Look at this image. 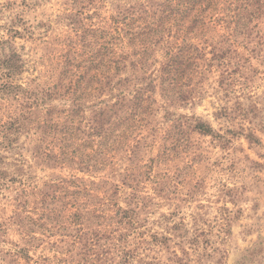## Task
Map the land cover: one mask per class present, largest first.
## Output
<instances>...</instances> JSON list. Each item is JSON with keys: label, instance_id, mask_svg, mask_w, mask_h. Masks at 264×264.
I'll return each mask as SVG.
<instances>
[{"label": "rangeland", "instance_id": "1", "mask_svg": "<svg viewBox=\"0 0 264 264\" xmlns=\"http://www.w3.org/2000/svg\"><path fill=\"white\" fill-rule=\"evenodd\" d=\"M166 1L0 0V264H264V0Z\"/></svg>", "mask_w": 264, "mask_h": 264}, {"label": "trees", "instance_id": "2", "mask_svg": "<svg viewBox=\"0 0 264 264\" xmlns=\"http://www.w3.org/2000/svg\"><path fill=\"white\" fill-rule=\"evenodd\" d=\"M167 4L161 6V8H163V10H159L158 11V16L155 15L153 20H155L154 22H145L146 26L144 27V29H148L149 25H156L157 27L163 25V23H165L166 21H178V26L182 27L183 26V21L186 20V16L189 12H192L194 10H196L194 18H196L195 20L198 22H201L203 20V15L204 13L207 11H216L217 10V0H182V3H174V0H167L166 1ZM185 7V10H180L179 7ZM189 7V8H186ZM157 17V18H156ZM156 18V19H155ZM164 21V22H163ZM190 28L187 27V32L189 31ZM180 52V51H179ZM98 58V56H95L94 58L84 61L85 63H88L89 65H92L94 61H96V59ZM178 58V53L172 54L170 59L168 60V64L166 65V67L168 68L167 70L170 71L171 69L174 70L172 67L177 63L176 59ZM101 65L98 66H94L96 70H98L100 68ZM84 77L82 76L79 78L78 83L82 84V85H86L84 84ZM93 79L95 80L96 85H99L100 82L97 81L94 77ZM75 83L71 84V86L69 88L66 89V93H71L72 96H75L77 98H74V101H78L81 96V94H76V89H75ZM77 88H79V85H77ZM102 91L101 88H97L95 87V91ZM134 100H139L141 103L144 102V100H142V98H133ZM136 109H140L142 108V104L138 103L134 105ZM97 114V117H101L102 119L97 120L95 122H93V127L89 128L92 131L97 130L100 131L101 133H105L106 129L104 128V118H105V111H97L95 112ZM77 111H75L73 109V111L71 112V114L65 115L66 119L69 118V120H71L76 116ZM195 128L200 131L202 134H209L212 133L211 127L208 124L205 123H199L195 126ZM69 129H66V132ZM79 131V129H78Z\"/></svg>", "mask_w": 264, "mask_h": 264}]
</instances>
